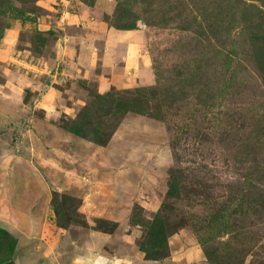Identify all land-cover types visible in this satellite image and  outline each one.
<instances>
[{"label": "rangeland", "instance_id": "rangeland-1", "mask_svg": "<svg viewBox=\"0 0 264 264\" xmlns=\"http://www.w3.org/2000/svg\"><path fill=\"white\" fill-rule=\"evenodd\" d=\"M262 45L264 0H0V264H264Z\"/></svg>", "mask_w": 264, "mask_h": 264}, {"label": "trees", "instance_id": "trees-1", "mask_svg": "<svg viewBox=\"0 0 264 264\" xmlns=\"http://www.w3.org/2000/svg\"><path fill=\"white\" fill-rule=\"evenodd\" d=\"M129 25V27H132V23L130 24H127ZM258 52H259V56L263 58L264 60V46H260L259 48H257ZM262 60V61H263ZM3 233L5 235H7L4 231H0V234ZM146 234H147V238L145 240V244L146 245V249L149 250L150 248V244L152 245H156L158 243L160 244H165V227L164 225L162 224V222L160 221V219L157 217L156 219H153L152 220V224L150 225L149 229L146 231ZM10 235H8V238H9ZM148 255L147 256L148 258L150 259H157V257L155 256V254L153 255H150L149 252H148Z\"/></svg>", "mask_w": 264, "mask_h": 264}, {"label": "crops", "instance_id": "crops-1", "mask_svg": "<svg viewBox=\"0 0 264 264\" xmlns=\"http://www.w3.org/2000/svg\"><path fill=\"white\" fill-rule=\"evenodd\" d=\"M89 259H90V257H89ZM140 261H141V262H140L141 264H148V263H150V262L147 263V261H144V260H142V259H141Z\"/></svg>", "mask_w": 264, "mask_h": 264}]
</instances>
